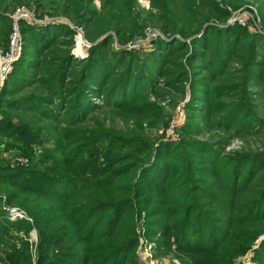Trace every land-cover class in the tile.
Returning a JSON list of instances; mask_svg holds the SVG:
<instances>
[{"label":"trees","instance_id":"obj_1","mask_svg":"<svg viewBox=\"0 0 264 264\" xmlns=\"http://www.w3.org/2000/svg\"><path fill=\"white\" fill-rule=\"evenodd\" d=\"M139 1L17 0L82 26L93 46L76 58L70 25L22 22L0 95V264H33L16 232L34 226L37 264H141L142 236L159 238L161 257L230 264L264 236V149L230 148L264 132V0ZM251 8L262 33L230 23ZM12 26L1 9L0 50ZM148 28L167 37L152 53L112 45ZM186 96L182 139L151 137ZM106 109L123 128L90 116ZM9 206L34 226L11 222ZM255 253L264 264V239Z\"/></svg>","mask_w":264,"mask_h":264},{"label":"built area","instance_id":"obj_2","mask_svg":"<svg viewBox=\"0 0 264 264\" xmlns=\"http://www.w3.org/2000/svg\"><path fill=\"white\" fill-rule=\"evenodd\" d=\"M141 3L143 5H146L145 7L147 8L149 7L146 1L142 0ZM11 19L13 22V26H12V32L9 37L8 49L6 51L0 50V95L3 92V89L6 86V83L8 82L11 74L14 71L16 62L20 59L23 53V36H22V30H21V23L22 22L27 23L28 25L32 27L33 26L34 27H45V26H50V25H56L58 23L56 22V20H50V19H47V17L45 18L41 17L34 8H30L28 6L19 7L15 11V13L11 16ZM67 23H69V21H67ZM230 23L237 24L241 27H249V25H251L250 27L251 31L262 33V30L260 26L258 25L254 10L252 8L234 12L232 15V18L230 19ZM70 26L72 27V29L76 31L75 42L77 46H80V48L82 49L81 55L76 54V57L84 58L83 51H85L86 49H90L92 47V44L86 39L85 31L82 26H77L74 24H70ZM155 38H157V40L159 38H162L164 40L167 39V37H165L162 33H160V31L153 30L151 28H148L145 35L138 39L139 40L146 39L148 41L149 40L151 41ZM141 42H144V41H141ZM142 47H144V45H142ZM135 48H140V46L127 47V49L130 51ZM143 50L145 52L148 51L145 49ZM189 102H190V98L189 96H186L182 104L176 107L175 117L171 119L164 133L165 141L181 140V133L179 132V129L183 126L184 113L186 109L185 107ZM1 120L2 118L0 117V123H1ZM16 161H18L19 164L29 167V161L26 158H23V157L18 158L16 159ZM7 211L10 215L11 220L14 222H21L23 220L32 221L31 219H27L23 210H21L20 208L18 209L17 207H9ZM138 231L141 232V229L139 228ZM20 236L23 237L22 234ZM262 239H264V236L261 237L253 245L252 249L246 255L241 256L239 259H237L235 262L231 264H257V262L255 261V255H256L255 251L259 249ZM153 246L155 245L149 244L148 239L146 237L142 236L140 238L138 250L143 252L142 255L145 254L146 261L144 264H182L181 261L176 258L154 257V258H157V259H154L150 254L153 249Z\"/></svg>","mask_w":264,"mask_h":264},{"label":"rangeland","instance_id":"obj_3","mask_svg":"<svg viewBox=\"0 0 264 264\" xmlns=\"http://www.w3.org/2000/svg\"><path fill=\"white\" fill-rule=\"evenodd\" d=\"M0 1H4L2 7L0 8L1 9H8V14H11V16L15 13V11L19 8V7H22L23 5H20V4H17V0H0ZM142 0L139 1V5H140V8L142 9H146V10H150L151 8V4H150V1L149 0H144L146 1V3L149 5V7H145L146 5H143L141 3ZM20 5V6H19ZM97 5H99V3L97 2ZM18 6V7H17ZM246 6V5H245ZM17 7V8H16ZM51 10H53V8L50 7ZM42 17V16H41ZM47 19H50V20H56V22H58L56 25H59V24H74L76 25L75 23H67L68 20H66L65 18L63 17H57V16H46ZM27 24V23H26ZM22 25V23H21ZM28 25V24H27ZM30 26V25H28ZM32 27V26H31ZM34 27V26H33ZM251 25H249L248 28H250ZM85 31V30H84ZM23 36V35H22ZM74 40H76V38H74ZM141 41H144V42H141ZM150 41V40H149ZM148 40H139L138 38L132 40V41H129L127 42L125 45H122L120 44L116 39H114L113 41V46L116 48V49H125L127 51H130L127 49V47H130V46H140V48H135V49H132L130 52H135V53H140V54H149V53H152L154 50H155V47H156V42L158 41L157 38L151 40L149 42ZM92 44V43H91ZM142 45H144V47H142ZM93 46V44H92ZM23 49H24V37H23ZM85 49V48H84ZM143 49L145 50H148V51H144ZM88 51L89 49H86L85 51H83V56L84 58L88 57ZM72 53H73V56L76 57V54L77 55H81L82 53V49L80 48V46H77L76 42H75V48L72 50ZM77 58V57H76ZM84 58H80V59H84ZM176 99V104L175 105H172V106H166L165 109L167 111V113H169V115L171 117H175V109L178 105L182 104V102L184 101L185 98H175ZM99 104H102L101 101H98ZM111 113H112V110L111 109H106L105 111H101L99 113H93L91 114L90 116L91 117H98L101 121L103 120H107V125H111V123L117 127V128H123L124 127V124H122V121L120 119H116L115 121L111 122ZM2 117V116H0ZM39 117L40 116H36L35 119L37 118V120H39ZM184 123L187 121V110L185 109V113H184ZM46 123H50V121L46 122ZM183 123V124H184ZM87 125H92L93 124V121L92 119H90L88 122H86ZM57 126V124H56ZM168 127V126H167ZM165 126L164 127H159V128H156V129H152L151 131L148 132V134L151 136V137H160V136H164V133H165ZM181 133V132H180ZM181 139H182V133H181ZM231 149H236V150H242V149H252V150H262L264 149V132L260 135H257L253 138H249L247 139V141H244V140H240V139H234L232 142H231ZM241 148V149H240ZM260 150V151H261ZM4 157H6L10 162L13 163V160H12V156L11 155H8L7 153L4 154ZM9 207H16V206H9ZM19 209V207H17ZM24 214L26 215L27 219H31L32 221H26V220H23L21 222H28L30 223L31 225L34 226V223H33V219L29 216L28 213H26L25 211H23ZM8 216V219L11 221V222H14L11 220L10 218V215L9 213L7 214ZM15 223V222H14ZM17 223V222H16ZM24 232H20L18 234V232H16V235H21L24 237H22V239L24 240H28V243H29V247H30V252H31V255H32V261H33V264H37V258H38V243H39V238H38V232H37V229L36 227L34 226L33 228H31V230L29 231V233L27 234H23ZM21 237V236H20ZM158 237H156L155 239H149L148 240V243L151 244V245H155L157 247V242H158ZM260 239V238H259ZM263 240V239H262ZM153 246V249L151 251V256L154 258V257H161V256H158V251H159V248L156 250V247ZM253 247V246H252ZM155 248V249H154ZM154 250V251H153ZM160 252V251H159ZM143 252L139 251L137 249V256L139 258V261L140 263H145L146 261V257H145V254L142 255ZM244 256V255H243ZM162 257H169V258H176V259H179L181 261V263L183 264V261L177 257V254L174 252L168 256H162ZM241 256H239L237 259H239ZM154 259H157V258H154ZM236 259V260H237ZM236 260H234L233 262H235ZM232 262V263H233ZM231 264V263H230Z\"/></svg>","mask_w":264,"mask_h":264}]
</instances>
